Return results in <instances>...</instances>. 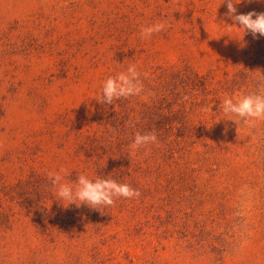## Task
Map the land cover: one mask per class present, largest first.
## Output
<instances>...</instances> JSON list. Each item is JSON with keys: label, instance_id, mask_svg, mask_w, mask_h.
Masks as SVG:
<instances>
[{"label": "rangeland", "instance_id": "374dc122", "mask_svg": "<svg viewBox=\"0 0 264 264\" xmlns=\"http://www.w3.org/2000/svg\"><path fill=\"white\" fill-rule=\"evenodd\" d=\"M222 2L0 0V181L35 185L0 218V264H264V122L220 107L255 89L264 37L229 26ZM235 6L264 12V0ZM131 64L145 92L98 102ZM151 132L158 143L133 154ZM49 172L141 195L103 214L64 207Z\"/></svg>", "mask_w": 264, "mask_h": 264}, {"label": "clouds", "instance_id": "9594fccd", "mask_svg": "<svg viewBox=\"0 0 264 264\" xmlns=\"http://www.w3.org/2000/svg\"><path fill=\"white\" fill-rule=\"evenodd\" d=\"M225 2L227 6L226 15L233 22L229 26L234 25L243 29L244 34L250 32L253 38L264 37V12L250 11L247 14H237L235 3H240L241 0H235V3L234 0H223L222 3ZM168 26L166 21L144 26L140 30V36L142 39H149L154 33L164 31ZM144 92V85L137 66L131 64L126 71L119 72L115 76H109L103 82L102 91L97 100L100 103L112 105L116 100L141 96ZM184 99L188 100L189 98L185 96ZM220 107L228 120L237 125L242 123L249 127H255L257 122H264V74L261 73L260 77L256 79L253 91L235 99L225 95ZM203 110L207 111V108ZM128 125L134 126L131 121L128 122ZM157 143L158 138L154 132L136 133L130 147L134 154L136 150L141 148L149 151V146ZM65 171L61 169V172ZM48 180L57 200L67 202L66 205L62 203L64 207L70 204H75L77 207L87 205L91 209L101 211L104 207L114 206L117 198L131 199L141 195L138 189L132 188L127 183H118L114 179L99 176L93 180L85 174H79L74 184H69L62 182L63 177L60 173L49 172Z\"/></svg>", "mask_w": 264, "mask_h": 264}, {"label": "trees", "instance_id": "16d2710c", "mask_svg": "<svg viewBox=\"0 0 264 264\" xmlns=\"http://www.w3.org/2000/svg\"><path fill=\"white\" fill-rule=\"evenodd\" d=\"M35 180V179H34ZM33 180V181H34ZM37 180V179H36ZM47 182L46 179H38ZM32 177L27 180H20L17 183L9 184L0 181V218H8V209L13 208L17 204L18 199L32 198L33 193L28 192L33 188L34 183H31ZM36 182V181H35ZM9 219V218H8Z\"/></svg>", "mask_w": 264, "mask_h": 264}]
</instances>
